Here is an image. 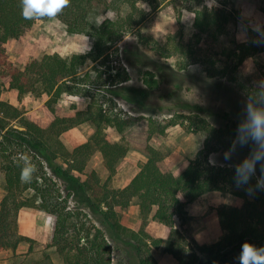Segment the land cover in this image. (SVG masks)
Masks as SVG:
<instances>
[{
  "label": "trees",
  "instance_id": "1",
  "mask_svg": "<svg viewBox=\"0 0 264 264\" xmlns=\"http://www.w3.org/2000/svg\"><path fill=\"white\" fill-rule=\"evenodd\" d=\"M124 1L136 9V0ZM110 8L109 0H70V5L57 18L68 32L89 35L93 39L92 49L71 58L46 55L43 59L33 60L25 68H19L10 62L7 44L24 37L37 21L22 17L20 0H0L1 78L8 80L10 88L17 90L20 97L35 93L38 89L49 96L44 104L48 121L21 110L0 96V170L6 177V194L0 205V251L11 249L15 252L21 243L33 241L21 234L18 228L20 210L31 206L55 217L52 245L57 247L68 264H113V243L134 248L138 264L157 263L151 254L152 246H164L166 252L177 258L178 264H189L191 260L185 256L188 253V238L176 227L175 218L185 219L187 204L208 192L232 193L236 187L235 166L214 165L210 156L217 149L207 141L187 168L175 175L163 172L159 166L163 156L155 148L146 146L148 161L142 164L140 172L127 187L118 189L104 184L98 171L82 157L90 154L95 146L102 154L111 177L116 172L117 163L129 153L130 146L111 142L103 132V125L124 131L137 121L133 117L123 119L105 109V104L113 102L106 97L109 92L104 90L105 84L87 78L88 74L81 75L82 67L88 61L109 58V51L133 25L132 16L124 20L106 19L98 24L93 16L105 13ZM215 16L208 7L197 10L195 27L206 32L215 23ZM138 25L139 22H136ZM249 33V41L238 44L233 53L239 64L248 57L264 52V26L260 31L250 28ZM189 55L188 64L182 65L184 69L198 62L195 53ZM208 73L213 77L218 71L209 68ZM115 78L129 80L128 74L123 76L121 72ZM143 80L151 90L159 87V80L151 70L144 73ZM65 94L89 97L91 103L87 110L61 117L55 105ZM88 120L98 127L92 140L62 158L55 150L54 143L59 142L65 132ZM159 133L164 134L165 131L160 130ZM226 135L218 136L219 140L223 139V144L227 143L224 140ZM230 135L233 139L236 132L231 131ZM232 142L227 144L224 152ZM20 154L29 157L37 168L31 183L20 180L21 167L14 162V158L18 160ZM259 176L256 173L250 184L255 185ZM27 191H31V194L24 196ZM257 192L253 200L245 197V194H236L245 199L242 207L223 205L218 209L222 229L230 234L217 243L201 246V250L210 254H226L227 247L232 243L246 241H255L259 247H264V191ZM134 199L139 201L143 218V227L138 232L122 224L119 212ZM71 201L77 214L69 205ZM154 206L158 207L155 219L171 229L167 241L153 239L145 231ZM82 216H85V220ZM32 250L31 246L29 251Z\"/></svg>",
  "mask_w": 264,
  "mask_h": 264
},
{
  "label": "rangeland",
  "instance_id": "2",
  "mask_svg": "<svg viewBox=\"0 0 264 264\" xmlns=\"http://www.w3.org/2000/svg\"><path fill=\"white\" fill-rule=\"evenodd\" d=\"M136 1V9H132L131 4L124 0H109L111 8L93 16L98 24L106 19L124 20L132 16L133 25L109 51V58L88 61L81 70L82 76L88 74L87 78L105 84L104 90L109 92L106 97L113 100L104 105L105 109L123 119L133 117L137 120L124 131L103 125V132L110 141L130 146L132 159H122L120 174L116 171L110 177L95 146L90 154L82 157L91 162L102 182L111 188H117L124 177L127 179L135 174L143 159L149 157L146 146H151V143L160 147L158 151L163 156L161 161L165 170L181 163L183 159L178 154L189 160L196 158L207 141L217 149L210 156L214 165L239 164L249 156L251 143L237 147L229 159L225 158L223 150L234 140L230 134L231 131L236 132L243 118L241 112L247 104L248 94L255 89L257 82L264 81V54L253 55L239 64L233 53L238 44L249 41L250 28L260 31L264 26V0ZM204 7L212 9L216 21L206 32H201L195 27L196 11ZM136 22H139L138 26ZM92 47L93 39L89 35L68 32L56 18L54 21L44 19L36 22L24 37L11 40L7 51L10 62L25 68L33 60L43 59L46 55L71 58L89 52ZM193 53L198 62L182 68L190 61L189 54ZM209 68L216 69L218 73L209 76ZM147 70L155 72L160 83L157 89L151 90L145 85L143 77ZM119 72L123 76L128 74L129 80L115 78ZM6 81L0 73V96L4 94L18 108L26 112L32 110V114L47 120L44 108L47 94L38 89L20 97L6 87ZM90 103L89 97L65 94L55 109L60 116L69 117L78 110H86ZM173 121L176 123L170 124ZM97 129L92 120L82 122L54 143L55 150L65 158L76 147L91 141ZM160 130L165 133H159ZM221 134H227L224 137L226 144L221 142L223 139H218ZM256 173L261 175L259 165ZM5 194L6 177L0 170V198L3 199ZM30 194L31 191H27L24 196ZM231 194H245L253 200L258 192L250 195L244 188L236 186ZM69 205L77 214L74 202ZM82 218L85 220V216ZM18 228L21 234L26 231L33 236L32 242H25L33 250L15 252L9 264H68L57 247L52 245L54 216L27 206L20 210ZM226 234L230 232L224 230L221 238ZM247 242L259 247L255 241ZM242 244L232 243L226 254H210L201 250V246L209 245H199L190 238V241L187 239L188 253L185 256L191 260L189 264H236L235 257ZM113 246V264H138L134 248L116 243Z\"/></svg>",
  "mask_w": 264,
  "mask_h": 264
},
{
  "label": "crops",
  "instance_id": "3",
  "mask_svg": "<svg viewBox=\"0 0 264 264\" xmlns=\"http://www.w3.org/2000/svg\"><path fill=\"white\" fill-rule=\"evenodd\" d=\"M262 54H264V52H262ZM5 83H6V87L9 90H11L13 94L19 95V92L17 90L10 88L9 81H6ZM1 99L8 101L11 104L15 105L13 101H9L8 98H5L4 94H1ZM48 99H49V96H48ZM78 111H84V110H78ZM27 113L32 114L33 111L30 110ZM46 117H47V114H46ZM61 117H65V116H61ZM44 121H48V117H47V120H44ZM151 146L155 148L156 150L160 149L159 146H156V145L154 146L152 143H151ZM129 154L130 153H128L127 156L124 158L132 159V157ZM178 156L179 158L181 157V159L183 160H181V163H179L177 167L174 166V167H171V169L165 170L162 167V161H161L159 163L161 170L163 172H171L175 175H179L181 172H183L189 165L190 160L185 157H182V154H178ZM148 159L149 157H145L143 159V164L146 163ZM165 159L168 160V157H166ZM121 160L116 165V171L118 172V174H120V169H121L120 163L122 162ZM89 163L91 164V162ZM140 170H141V167H138V170L135 172L134 175L130 176L127 179L124 177L122 179V184L118 185L117 188L123 189L127 187L132 182L134 177L140 172ZM1 200H3L2 197L0 198V201ZM244 202H245L244 198L233 196L231 193H224L221 191H211L201 196L200 198L188 203L186 206V212H187L186 218L180 219L179 217H176L175 225L179 230H181L186 235L189 241H190V238H193L199 245H212L214 243H217L221 239V236L223 234V229H222L218 209L223 205L242 207L244 205ZM157 210H158V207L154 206L149 216L148 222L145 226V231L153 239H162V240L167 241L170 238L171 229L166 224L161 223L160 221L155 219ZM119 212L121 214V222L124 226L136 232L142 229L143 218L141 216V208L139 205V201L137 199H134L127 208L119 210ZM23 235L28 236L30 238L33 237L32 235H29V233L27 234L26 231H24ZM148 243L150 246H152L151 241H149ZM29 249L30 248L28 246V243L23 242L18 246L15 252L17 253L26 252ZM15 252L11 249L1 250L0 251V264H9L10 257ZM151 254L156 259L157 261L156 264H178L177 258L171 253L166 252L164 250V246H160V247L152 246Z\"/></svg>",
  "mask_w": 264,
  "mask_h": 264
},
{
  "label": "clouds",
  "instance_id": "4",
  "mask_svg": "<svg viewBox=\"0 0 264 264\" xmlns=\"http://www.w3.org/2000/svg\"><path fill=\"white\" fill-rule=\"evenodd\" d=\"M20 3L22 17L38 22L44 19L54 21L70 5V0H20ZM241 116L243 118L238 123L236 136L224 156L229 159L237 147L251 143L249 156L235 165L234 181L237 188H244L248 194L253 195L256 191H264V81L257 82L255 89L248 94L247 104L242 109ZM14 162L21 167V182L31 183L37 168L30 158L20 154L18 160L14 158ZM257 165L260 166L261 175L257 177L256 184L251 185L250 181L256 175ZM235 262L264 264V247L244 242Z\"/></svg>",
  "mask_w": 264,
  "mask_h": 264
}]
</instances>
